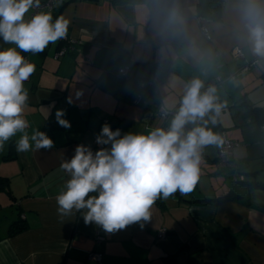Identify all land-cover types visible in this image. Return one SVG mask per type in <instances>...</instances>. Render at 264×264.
<instances>
[{"label":"crops","instance_id":"crops-1","mask_svg":"<svg viewBox=\"0 0 264 264\" xmlns=\"http://www.w3.org/2000/svg\"><path fill=\"white\" fill-rule=\"evenodd\" d=\"M252 3L264 19V0ZM245 5L246 0L56 1L53 19L63 15L70 21L67 37L74 50L56 59L58 45L50 43L42 53H22L36 65L25 82L27 131L40 129L54 147L17 153V134L0 150V177L8 182L0 190V264H95L87 261L95 251L103 255L101 264H264V188L250 186L264 184V122L245 116L247 106L264 110V59L247 44ZM11 46L0 40V49ZM235 50L243 57L234 56ZM125 67L127 80L118 74ZM194 78L205 89L215 86L222 105L208 127L243 142L233 150L235 168H217L220 143L204 147L194 191L155 203L143 229L137 223L106 233L86 225L83 210L61 218L56 196L69 176L60 164L76 146L95 151L105 123L122 134L167 128L171 118L161 120L158 109L175 112ZM58 109L65 110L70 128L58 124ZM236 174L244 178L238 186L226 180ZM230 192L240 199L205 202ZM17 223L24 230L10 236ZM161 229L167 231L163 240L156 238ZM98 235L104 238L100 246Z\"/></svg>","mask_w":264,"mask_h":264},{"label":"clouds","instance_id":"clouds-1","mask_svg":"<svg viewBox=\"0 0 264 264\" xmlns=\"http://www.w3.org/2000/svg\"><path fill=\"white\" fill-rule=\"evenodd\" d=\"M40 7L41 0H0V40L13 45L0 49V150L17 134V153L54 147L53 140L40 129H33L31 135L27 131L29 90L25 82L35 73L36 65L22 53L36 55L50 43L66 39L70 21L63 15L53 19L51 10L35 11ZM243 18L247 44L254 55L264 59V19L252 0H246ZM216 91L212 85L205 89L199 78L187 83L167 128L122 134L121 129L113 130L105 123L96 143L106 147L93 151L90 145H77L71 159L60 164L69 179L56 196L58 215L70 217L83 210L84 223L100 226L106 233L137 223L143 229L158 199L194 191L204 147L222 143L208 127L209 121L215 125L222 107ZM67 102L73 103L72 98ZM55 115L60 126L71 127L64 109ZM190 124L193 127L186 130Z\"/></svg>","mask_w":264,"mask_h":264},{"label":"built area","instance_id":"built-area-1","mask_svg":"<svg viewBox=\"0 0 264 264\" xmlns=\"http://www.w3.org/2000/svg\"><path fill=\"white\" fill-rule=\"evenodd\" d=\"M57 0H41V7L39 9H35V11H40V10H54V6ZM198 24L200 25L203 37L206 41L211 40V36L209 33V30L207 29L206 25L202 22L201 19H198ZM58 43L62 44L61 49L55 54V58L59 59L66 53L73 51L74 47L73 44L70 42L68 37L66 39H62L57 41ZM234 56L236 57H243V54L241 50H235L234 51ZM128 71L129 68L125 67L121 70H119L118 74L123 80L128 79ZM156 82V79H153V81L150 82V84H153ZM141 97H138L135 101V105H139L141 103ZM175 114V112L168 111L164 109L163 107H160L157 111V116L165 121L169 118H172V116ZM222 143H220L218 147V155H217V168L219 170L225 171L228 168H231L232 165V155H233V150L238 146V144L235 141H231L228 138H225L221 136ZM96 150H98L100 147H103L101 145H98L96 142ZM235 178V177H234ZM167 236V231L165 229H161L157 232L156 238L159 240L165 239ZM96 242L100 246L104 242V238L102 236H96ZM103 259V255L100 252H90L87 257V261L90 263H95V264H101Z\"/></svg>","mask_w":264,"mask_h":264},{"label":"trees","instance_id":"trees-1","mask_svg":"<svg viewBox=\"0 0 264 264\" xmlns=\"http://www.w3.org/2000/svg\"><path fill=\"white\" fill-rule=\"evenodd\" d=\"M58 45H59V48H57V52L61 49V45L62 44H58ZM261 78H262V81H264V75H262ZM262 115H264V110H261L260 108H256V107L247 106V113L245 115L246 119L251 118V120L254 121L255 123L261 124L262 122H264V119H262ZM11 154H12V152L10 151V154L6 157V159H9L11 157ZM233 180H234V182H237V183H243L244 182V178L240 174H236V176H235V178ZM250 186L251 187L255 186V187L264 188V184H262V183H251ZM7 187H8L7 180L5 178H3V177H0V190H4ZM225 199L226 200H228V199L236 200V199H240V196H238L237 194H235L233 192H230V193H228L225 196H222L220 198H216L214 200H205V202L220 203V202H222ZM162 203H163L162 199H158L156 201V204H158V205H161ZM23 230H24V227L22 226V223L21 224H18V223L17 224H12L10 226V228H9L8 234L10 236H14V235L22 232ZM167 261H168V259H167Z\"/></svg>","mask_w":264,"mask_h":264},{"label":"rangeland","instance_id":"rangeland-1","mask_svg":"<svg viewBox=\"0 0 264 264\" xmlns=\"http://www.w3.org/2000/svg\"><path fill=\"white\" fill-rule=\"evenodd\" d=\"M79 56V55H78ZM77 56V57H78ZM78 58H80V57H78ZM55 59V58H54ZM79 60V59H78ZM84 65V67L86 66L85 64H83ZM166 121V120H165ZM221 137V136H220ZM230 140V139H229ZM231 141H233V140H231ZM236 142V141H235ZM237 143V142H236ZM242 141H241V144L238 142L237 144H238V146H241L242 145ZM237 146V147H238ZM216 163H217V161H216ZM235 167L234 166H231V168H228L227 170H232V169H234ZM226 170V171H227ZM227 181H229V182H231V184H233L234 186H238V184H237V182H234V180H233V176H232V178H227L226 179Z\"/></svg>","mask_w":264,"mask_h":264},{"label":"water","instance_id":"water-1","mask_svg":"<svg viewBox=\"0 0 264 264\" xmlns=\"http://www.w3.org/2000/svg\"><path fill=\"white\" fill-rule=\"evenodd\" d=\"M55 44L58 45V44H60V43L56 42ZM61 46H62V45H61ZM58 48H59V45H58Z\"/></svg>","mask_w":264,"mask_h":264}]
</instances>
